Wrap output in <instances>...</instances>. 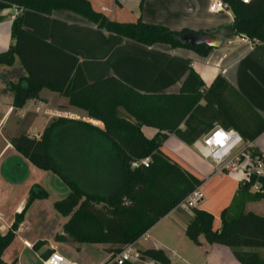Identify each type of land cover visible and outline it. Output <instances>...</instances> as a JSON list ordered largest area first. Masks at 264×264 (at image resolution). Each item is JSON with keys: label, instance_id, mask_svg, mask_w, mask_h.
<instances>
[{"label": "trees", "instance_id": "trees-1", "mask_svg": "<svg viewBox=\"0 0 264 264\" xmlns=\"http://www.w3.org/2000/svg\"><path fill=\"white\" fill-rule=\"evenodd\" d=\"M223 1L233 13L236 35L264 42V0ZM13 6L23 12L13 20V41L0 52V66H12L18 58L27 72L18 82L8 84L14 93L13 106L23 108L28 100L41 99L42 91L49 90L67 99L61 106L75 107L105 125L102 129L83 118L60 116L53 118L39 137L23 132L11 139L26 159L52 171L69 187L68 195L54 202V208L68 218L62 232L55 235L56 241L78 248L107 244L112 255L104 264H118L113 258L124 245L137 242L202 184L161 150L169 133L192 145L217 124L236 129L246 141H254L264 132V117L224 75L219 74L207 87L190 66L181 91L172 94L143 93L113 75L89 81L77 55L25 28L24 12L51 15L59 9L71 10L99 28L142 44L167 43L206 56L213 48L195 45L186 36L199 32L173 30L141 17L131 22L113 20L95 9L90 0H0V11ZM144 125L157 128L156 136L147 137ZM146 157L152 162L149 167L133 166L134 161ZM252 184L240 185L233 204L222 210L217 228L213 213L192 208L186 228L189 238L197 244L203 237L210 244L228 246L242 264H264L263 257L249 250L264 248V216L244 208L248 200L264 198V192L250 190ZM48 196L47 190L35 185L12 228L0 232V264H18L17 258L12 262L5 259L15 230L32 203ZM140 251L143 259L172 264L163 249Z\"/></svg>", "mask_w": 264, "mask_h": 264}, {"label": "crops", "instance_id": "crops-1", "mask_svg": "<svg viewBox=\"0 0 264 264\" xmlns=\"http://www.w3.org/2000/svg\"><path fill=\"white\" fill-rule=\"evenodd\" d=\"M90 1L95 9L120 22L136 21L141 17L145 22L162 24L173 30L189 28L197 32H213L233 24L230 9L218 13L209 10L213 0H145L143 6L141 0ZM14 11V6L0 11V52L7 50L13 41L11 14ZM24 26L77 55L89 81L113 75L143 93H179L192 66L207 87L219 74L227 77L264 117V42L253 43L235 34L221 47L213 48L208 55L203 56L193 49L174 48L167 43H155L152 46L142 44L99 28L83 15L66 9L56 10L51 15L26 10ZM25 75L26 69L18 58L12 66H0V120L3 123L0 128V232L5 234L12 228L17 214L25 208L32 188L40 185L48 191L49 196L36 199L26 211L23 221L15 230V239L8 248L10 255L16 254L19 260L22 251L33 250L42 264L52 253V246H55L66 258L86 264L68 256L69 251L74 250L72 247L83 251L81 245L78 248L76 244L73 246L72 243L55 240V235L62 232L68 218L55 208L59 214L53 212L52 207L56 200L68 195L69 187L52 171L42 170L31 163L11 143L13 137L23 132L39 137L54 118L46 114L42 116V111L46 108L61 111L53 106L67 103V99L57 93L43 90L41 99H30L23 108H15L14 93L8 84L11 81L18 82ZM37 106H40L39 112L36 111ZM67 112L105 128L101 120L89 119L75 107H69ZM34 114L46 119L41 122L39 131L24 124L26 118ZM142 130L149 138L155 137L159 131L148 125H144ZM253 145L264 157V132L254 140ZM161 150L201 180L204 198L198 207L213 213L214 225L219 227L222 210L233 204L239 191L241 184L238 178L227 172H215L191 144L181 140L175 133L168 134ZM50 183L56 184L61 192L53 193L56 185L50 186ZM244 208L245 211L264 216V198L248 200ZM39 210V216L48 219V224L53 226L44 227L39 216L35 218ZM192 215V209L184 210L177 206L151 227L136 242V247L139 250L163 249L172 264H178L180 260L183 264H242L228 246L210 244L203 237L200 244L191 240L186 228ZM23 240L31 241L35 247H25ZM102 246L106 250L109 245ZM249 250H255L264 258V248ZM111 255L109 253L107 260ZM96 264L104 263L101 261Z\"/></svg>", "mask_w": 264, "mask_h": 264}, {"label": "built area", "instance_id": "built-area-1", "mask_svg": "<svg viewBox=\"0 0 264 264\" xmlns=\"http://www.w3.org/2000/svg\"><path fill=\"white\" fill-rule=\"evenodd\" d=\"M243 1L248 3L250 0ZM209 10L215 13L223 12L228 10V5L223 0H213ZM22 12V8L15 6L11 19L14 20ZM243 38L250 41L249 38ZM36 111H40V106H37ZM43 111L46 115L54 118L60 116L78 118L68 112L52 111L49 108ZM89 122L93 123L92 121ZM2 124L0 120V128ZM253 142L246 141L236 129L217 124L196 139L192 146L204 160L211 164L215 172H227L237 177L241 185L253 182L250 189L252 192H264V157L259 151L255 150L257 148L253 145ZM151 163V159L146 157L134 161L133 166L145 165L149 167ZM203 198L204 192L198 186L178 206L184 210H191L198 207ZM23 244L27 248L35 247V244L29 240H23ZM52 248V253L42 261V264H78L62 255L55 246H52ZM113 261L118 264H124L127 261L141 264H160L153 259H143L141 251L136 247V242L124 245L121 251L115 255Z\"/></svg>", "mask_w": 264, "mask_h": 264}, {"label": "rangeland", "instance_id": "rangeland-1", "mask_svg": "<svg viewBox=\"0 0 264 264\" xmlns=\"http://www.w3.org/2000/svg\"><path fill=\"white\" fill-rule=\"evenodd\" d=\"M53 108H57V109L65 112V113L68 110V109H66V107L59 106V105L58 106L57 105L56 106H53ZM44 114L45 113L43 111V114L41 113V115L43 116ZM42 116H40V115L38 116V115L34 114L30 118H26L24 124H26L28 127L31 126L34 131H39L41 129L40 128L41 127V122L42 121L43 122L46 121V119L44 117H42ZM72 116H76V115L75 114H72ZM32 118H34V120ZM33 121H35L36 123H33ZM49 185L51 186V185H56V184L50 183ZM57 192H61V191L58 190V186L56 185V190L53 189V193H57ZM52 211L55 212V213H57L55 211L54 207H52ZM39 213H41L40 210L35 213V215H36L35 218H37L39 216ZM57 214H59V213H57ZM38 219L43 224L44 227L45 226L46 227L53 226L52 224H50V225L48 224V219L46 220V219L42 218L41 216H39ZM81 247L83 248V251L78 250V249L72 247L74 250L69 251L70 254L68 256L70 258H72L74 260H77V261H80L82 263H86V264H96V263L101 262V261H103V263H104L107 260V257L109 255V252L107 250H105V248L102 246V244H100V245L99 244H82ZM9 250L10 249H8L6 251V253H5V259L8 262H12V261H14L17 258V256H16V254L10 255V252L11 251H9ZM63 253H64V251H63ZM39 260H40L39 257L36 256V254L34 253L33 250L31 251V250L26 249V250L22 251L19 254V260L18 261H19V264H40ZM177 262H178V264H183V262L181 260L180 261H177Z\"/></svg>", "mask_w": 264, "mask_h": 264}, {"label": "water", "instance_id": "water-1", "mask_svg": "<svg viewBox=\"0 0 264 264\" xmlns=\"http://www.w3.org/2000/svg\"><path fill=\"white\" fill-rule=\"evenodd\" d=\"M235 34V28L233 24H230L213 32L204 31L186 36L195 45L205 44L208 47L218 48L221 47L227 39L233 37Z\"/></svg>", "mask_w": 264, "mask_h": 264}]
</instances>
